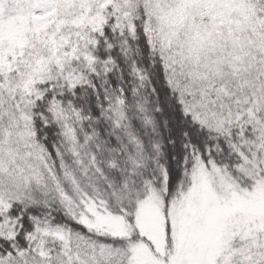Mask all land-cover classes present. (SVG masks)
I'll return each mask as SVG.
<instances>
[{"label": "snow or ice", "instance_id": "1", "mask_svg": "<svg viewBox=\"0 0 264 264\" xmlns=\"http://www.w3.org/2000/svg\"><path fill=\"white\" fill-rule=\"evenodd\" d=\"M0 264H264V0H0Z\"/></svg>", "mask_w": 264, "mask_h": 264}]
</instances>
